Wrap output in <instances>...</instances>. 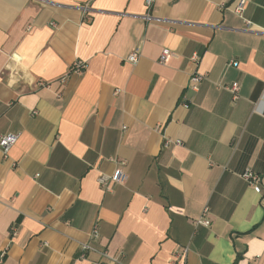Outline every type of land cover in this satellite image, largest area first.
Here are the masks:
<instances>
[{
  "label": "crops",
  "instance_id": "crops-1",
  "mask_svg": "<svg viewBox=\"0 0 264 264\" xmlns=\"http://www.w3.org/2000/svg\"><path fill=\"white\" fill-rule=\"evenodd\" d=\"M238 2L0 0L2 264H264V0L251 28Z\"/></svg>",
  "mask_w": 264,
  "mask_h": 264
},
{
  "label": "built area",
  "instance_id": "built-area-1",
  "mask_svg": "<svg viewBox=\"0 0 264 264\" xmlns=\"http://www.w3.org/2000/svg\"><path fill=\"white\" fill-rule=\"evenodd\" d=\"M154 2H155V0H146V7H147L148 12L145 14V17L147 19L152 18L150 10H151ZM245 4H246V0H239V2L237 3V5L235 7V12L244 18L246 27L251 28L254 25V23L250 19H247L244 17ZM53 24L56 26L55 23H53ZM28 28L30 29L31 26H29ZM170 54H171L170 49L165 48L162 51V54L160 56V62L164 63ZM140 55H141L140 48H136L134 51H132L128 55L127 60L132 62V63H136L140 59ZM192 59L195 61H198L199 60V54L193 53ZM237 63H238L237 61L231 62V64H233V65H237ZM86 68H87L86 62L76 61V63H74V65L72 66L71 71L83 72L86 70ZM203 78H204V75L202 73L194 74L192 77V81L194 83L192 85V88L196 90L198 88L197 83L200 82ZM38 85L39 86H46V85H49V82L41 80L38 82ZM225 88L232 92L234 99L239 98L241 85L238 81H235V82L231 83L230 85H226ZM184 104L186 106H188V104L186 102ZM18 137H19V135L15 134V133H5V134H2L0 136V149L3 152L4 156L8 157L9 151L11 150L13 145L17 142ZM179 142L180 141L168 140V141H165V146H170L171 143L177 144ZM111 160L117 163V168H116L115 172L111 176L101 175L99 178V183L104 188H106L108 190L112 189L113 184H124L128 179V175H127V172H126L125 167H124L126 164V160L120 159L118 157H112ZM242 177L250 185H254L256 191L261 192L262 188L260 185V175L258 173H256L252 168L248 167L247 169H245L242 172ZM207 210H208V207L205 208V211H207ZM196 223L197 224L210 225L211 221L209 219H207L206 217H200V218L196 219ZM98 226H99L98 224H95L94 228L92 230V236L94 238H97L99 235ZM11 231H12V235L17 234L16 225L12 226ZM92 250H95V247L93 245H91L90 243H86L82 247V252H81L80 256L81 257H87L88 253ZM188 252H189L188 246L177 249L174 252V257H173L174 262L176 264H186ZM4 257H5V252L2 251L0 253V264L3 263Z\"/></svg>",
  "mask_w": 264,
  "mask_h": 264
}]
</instances>
